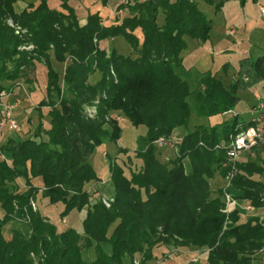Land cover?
<instances>
[{
	"label": "trees",
	"instance_id": "1",
	"mask_svg": "<svg viewBox=\"0 0 264 264\" xmlns=\"http://www.w3.org/2000/svg\"><path fill=\"white\" fill-rule=\"evenodd\" d=\"M18 1L0 0V89L12 84L3 82L44 65L45 93L37 106L47 107L48 120L43 127L38 110L32 133L1 135L6 139L0 145V264H34L35 258L37 264H133L137 256L143 263L155 258L160 245L207 248L206 259L194 264H264V217L242 220L245 213L238 207L226 216L223 191L210 187L215 175L225 174L224 151L215 146L233 132L237 118L187 128L192 112L210 119L234 110L243 83H261L264 89V54L240 59L231 83L205 72L192 88V69L184 67L181 51L187 38L207 41L213 25L196 0H130L125 5L121 0L122 18L95 12L83 23L69 0H59L60 8L39 0L16 11ZM201 1L219 10L229 0ZM8 20L28 35L14 34ZM110 39H122L128 53L104 44ZM24 43L33 49L20 48ZM53 60L66 63L61 74ZM93 73L99 77L90 83ZM95 100L92 115L86 105ZM120 119L143 128L133 151L140 163L128 174L122 165L108 166L112 191L104 198L106 205L100 197L90 200L87 189L99 176L89 157L97 146L120 139ZM159 138L169 144L159 147ZM167 147L175 152L164 161ZM242 156L228 192L261 208L264 181L254 175L264 173V157L259 152L253 159ZM35 178L41 187L34 185ZM38 192V202L62 205L61 218L86 208L82 232L59 231L33 211ZM22 216L29 219L25 225L18 220ZM8 222L12 227L6 238ZM91 249L94 259H85L83 252Z\"/></svg>",
	"mask_w": 264,
	"mask_h": 264
},
{
	"label": "rangeland",
	"instance_id": "2",
	"mask_svg": "<svg viewBox=\"0 0 264 264\" xmlns=\"http://www.w3.org/2000/svg\"><path fill=\"white\" fill-rule=\"evenodd\" d=\"M39 0H19L14 4L16 11H20L28 3H37ZM70 1V0H69ZM121 0H108L107 4H103L102 0H75L70 1L71 5L83 23L86 16L91 13L98 12L102 16H108L110 13L115 16V19H120L126 12L124 10H118L117 5ZM130 0H122L123 5L127 4ZM198 8L210 19H212L213 25L209 32V38L205 42H199L191 38L186 39V46L181 51L184 67L191 68L189 73V80L192 88L198 83L199 74L209 72L215 74L224 83H231L235 80V73L237 65L240 59L244 57L256 58L257 56L264 54V15L259 12V5L264 6V0H229L225 2L219 10H215L213 5H209L201 0H196ZM49 3L54 8H60L59 0H49ZM162 21L161 12L158 15V22ZM8 25L14 30V34L20 36L28 35L26 29L14 26L13 23L8 20ZM104 44L109 46H116L120 53H128V45L122 39L109 40ZM32 43H24L20 48L26 50L33 49ZM105 47V45H102ZM246 55V56H245ZM40 64V63H39ZM53 68L61 74L63 72L66 63H58L52 61ZM36 71V70H35ZM99 77L98 73H93L89 77V82L93 83ZM244 81H247L246 79ZM9 84L7 88L0 89V115L5 103L12 104L14 106L11 113V120L21 130H11L4 128L0 130V136L3 134L6 136L18 135L27 136L28 133H32L33 128L38 124V110L42 113L43 127L47 126V107L41 109L38 108V102L43 98L46 86V67L39 65L36 73L28 72L20 74L18 78L11 81L3 82ZM243 86V87H242ZM239 89L237 95L240 97V101L235 106L234 110L238 112L237 120L239 122H247L250 119L249 109L255 102L254 93L257 92L260 96L263 95L260 84L245 85L243 83ZM248 86V87H246ZM97 100L90 105H86L87 112L94 114L96 109ZM115 115V114H114ZM233 115L230 113L218 114L210 119L205 117H199L194 112L190 115L187 128L192 130L195 125L203 124L206 126L215 125L223 121H231ZM117 120V116L115 117ZM119 124L122 128L121 137L114 142H105L96 147L94 152L90 155L89 161L92 164L95 172L99 176L97 183L88 187L90 193V200L94 201L98 197L104 200L105 197L111 195L112 185L109 178L108 166L111 163L122 165L124 172L128 174L129 169L137 167L140 161L134 156L136 138L142 133L143 128H135L125 121L120 119ZM29 130V131H28ZM0 137V145L5 143L6 137ZM173 140L175 138H172ZM172 147H167L162 153V159L168 160L166 157H172L174 153ZM264 157V155H262ZM244 157L241 156V159ZM252 159L254 157H251ZM240 159V160H241ZM239 160V161H240ZM239 163V162H238ZM238 166V165H237ZM236 166V167H237ZM238 168V167H237ZM238 169L234 173L235 177ZM226 173V170H225ZM255 178L264 181V173L262 175H254ZM225 174L223 177L215 175L210 180V187L212 191L219 190L226 184ZM19 190H24L26 187L23 185V181L16 180ZM15 183V186H16ZM34 185L41 187V179L35 178L33 180ZM14 186L8 183V189ZM40 197L39 192L36 194L37 200L31 202L33 211L38 210L40 214L45 217L49 222L55 224L57 230H65L72 228L77 232H82V220L85 216L86 208L81 210H72L65 217L59 216L62 211V205H46L45 200L38 202ZM240 201V199H238ZM2 215V209L0 208V216ZM247 216H258L260 219L264 217V200L263 206L257 208L254 212L248 214H242L241 219L245 220ZM19 221H23L24 225L29 222L28 217L23 216L18 218ZM22 223V222H21ZM12 223L8 222L3 228L6 238L10 237ZM14 227H24L14 222ZM154 259L147 262H140L139 256L136 257L133 264H186L192 257H200L205 260L208 254V249L203 248L197 251V249H186L175 247V245H160L153 251ZM85 259H94L93 250H87L83 252ZM256 257H260L256 254ZM38 260L35 258V263ZM128 264V263H124Z\"/></svg>",
	"mask_w": 264,
	"mask_h": 264
},
{
	"label": "built area",
	"instance_id": "3",
	"mask_svg": "<svg viewBox=\"0 0 264 264\" xmlns=\"http://www.w3.org/2000/svg\"><path fill=\"white\" fill-rule=\"evenodd\" d=\"M260 12L264 14V7L259 8ZM255 102L249 109L250 119L246 123L237 122L233 132H231L227 139L218 143L215 148L224 151L225 160L222 166L225 168V179L226 184L222 188L223 191V202L224 207L222 212L229 214V212L238 207L244 213H252L257 208L247 202L246 200H238L234 198L229 192L228 188L231 185L233 175L237 170V165L243 154H249L250 157H255L256 153L259 152L264 155V97L254 93ZM15 104L5 103L2 108L0 115V130L8 128L11 130H18L19 127L11 120V113ZM230 113L233 117H238V112L235 110H228L224 114ZM156 144L159 147L166 146L169 144V140L159 138L156 140ZM103 202L108 205L106 200ZM200 257H192V259L186 264H194ZM263 264V263H262Z\"/></svg>",
	"mask_w": 264,
	"mask_h": 264
},
{
	"label": "crops",
	"instance_id": "4",
	"mask_svg": "<svg viewBox=\"0 0 264 264\" xmlns=\"http://www.w3.org/2000/svg\"><path fill=\"white\" fill-rule=\"evenodd\" d=\"M71 1V0H70ZM69 1V2H70ZM72 1H75V0H72ZM77 1H79V0H77ZM260 7H264L263 5H259V8ZM259 12H260V10H259ZM261 13V12H260ZM111 14V13H110ZM262 14V13H261ZM262 15H264V14H262ZM246 56V55H245ZM262 89V88H261ZM262 91H263V95L262 96H260L261 98H263L264 97V89H262Z\"/></svg>",
	"mask_w": 264,
	"mask_h": 264
}]
</instances>
